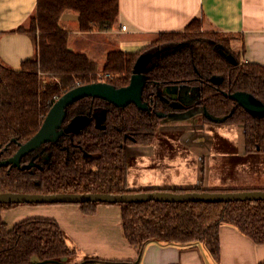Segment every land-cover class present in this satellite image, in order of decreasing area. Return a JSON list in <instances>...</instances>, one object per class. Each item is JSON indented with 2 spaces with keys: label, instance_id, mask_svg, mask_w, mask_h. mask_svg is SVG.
<instances>
[{
  "label": "trees",
  "instance_id": "1",
  "mask_svg": "<svg viewBox=\"0 0 264 264\" xmlns=\"http://www.w3.org/2000/svg\"><path fill=\"white\" fill-rule=\"evenodd\" d=\"M67 10L79 14L81 32H112L120 15V0H38L30 27L16 32L27 34L37 53L24 60L19 70L7 68L0 60V161L11 158L18 143H26L40 130L55 101L70 89L98 83V65L86 54L74 53L68 46L70 32L60 26ZM203 20H193L185 31L161 33L137 52L113 51L103 70L113 75L106 82L127 87L134 66L144 53H158L148 65V79L142 100L149 109L132 103L121 108L103 99L85 97L67 109L63 127L78 114L99 108L106 122L95 121L81 133H70L54 143H45L29 153L36 166H0V193H108L132 194L154 189H128L129 160L126 146L155 141L162 113L188 111L174 99L162 95V87L183 84L197 87L204 112L215 122L245 127L247 153L264 154V114L247 111L232 93H249L264 104V65L244 62L240 51L232 48L233 34L203 30ZM50 77L46 82L45 78ZM56 79L52 81V79ZM225 94H228L225 95ZM161 113V114H160ZM220 189L210 191H244ZM172 192H205L201 188ZM44 204V203H43ZM0 203V264L55 262L71 264L79 250L59 222L32 217L9 226L4 210L19 205ZM102 203L78 204L85 215L94 214ZM109 204V203H104ZM57 205V204H49ZM122 207L123 234L129 244L140 248L148 242L175 246L202 244L212 259L221 264L220 228L229 224L256 244L264 245V201L115 204ZM86 258L77 264H97Z\"/></svg>",
  "mask_w": 264,
  "mask_h": 264
},
{
  "label": "crops",
  "instance_id": "2",
  "mask_svg": "<svg viewBox=\"0 0 264 264\" xmlns=\"http://www.w3.org/2000/svg\"><path fill=\"white\" fill-rule=\"evenodd\" d=\"M37 1L0 0V60L7 68L19 70L24 60L37 53L32 39L16 32L36 16ZM78 19V13L67 10L60 26L70 31L67 26L74 24L80 37L79 42L73 40L74 33L70 31V49L85 53L96 62L86 50V39L118 35L119 39L110 40L112 45L100 56L103 64L107 53L114 49L137 52L161 33L185 31L193 20H203L208 28L236 36L232 48L242 53L244 62L264 65V0H120L121 30L117 31L114 26L112 32L105 33L81 32ZM124 27L127 29L123 30ZM95 44L99 46L98 42ZM165 93L178 104L193 107L186 112H174L161 123V134L157 137L160 134L162 139L156 138L160 139V146L146 150L136 146L127 148L130 189L264 191V154L247 153L245 127L205 118L204 108L196 105L200 100L197 87L173 85ZM214 127H219L217 133L224 139L219 146L217 143L214 146L208 137L211 136L208 131ZM174 139L184 145L167 148ZM131 158L134 163L137 160L136 167L130 166ZM213 170L220 174L209 178ZM235 175L241 177L233 178ZM2 217L9 226L32 217L59 222L79 250L71 264L89 257L92 262L99 261L97 264H218L202 244L175 246L148 242L141 248L132 246L123 234L120 205L102 203L94 214L88 215L74 203L19 205L4 210ZM220 246L221 264H264V245L256 244L229 224L220 228Z\"/></svg>",
  "mask_w": 264,
  "mask_h": 264
},
{
  "label": "water",
  "instance_id": "3",
  "mask_svg": "<svg viewBox=\"0 0 264 264\" xmlns=\"http://www.w3.org/2000/svg\"><path fill=\"white\" fill-rule=\"evenodd\" d=\"M158 53H144L137 60L134 66V74L128 87L118 88L103 81L99 83L84 84L70 89L67 93L55 101L40 130L35 136L24 144H20V149L12 158L1 161L0 166L21 167V161L27 154L41 148L45 143H54L64 135L70 133L79 134L90 124L88 116H77L72 119L70 124L62 127L66 120L67 109L76 101L85 97L93 99H103L118 107H127L129 104H136L141 110L148 108L147 103H143L142 95L147 81L146 69ZM228 96V94H225ZM235 98L247 111L256 115L264 114V104L249 93L236 92L229 95ZM161 114V113H160ZM166 115V114H161ZM34 165L31 162L27 167ZM147 201L168 202V203H191V202H210V203H234L236 201H264L263 190H244V191H209L188 193L161 191L134 192L132 194H108V193H57V194H37V193H0V203L2 204H82L87 202L109 203V204H132L146 203ZM47 262V261H45ZM45 262H35L32 264H45Z\"/></svg>",
  "mask_w": 264,
  "mask_h": 264
},
{
  "label": "rangeland",
  "instance_id": "4",
  "mask_svg": "<svg viewBox=\"0 0 264 264\" xmlns=\"http://www.w3.org/2000/svg\"><path fill=\"white\" fill-rule=\"evenodd\" d=\"M67 12V11H66ZM72 21H73V19H72ZM30 24H31V21L29 22V23H27V25L25 26L26 28H28V27H30ZM202 24H203V30L205 31V32H209V33H214V31L215 30H213V29H211L210 27L208 28L207 26V24L205 23V21H203L202 22ZM68 27V29H70V31L71 32H73L74 34H73V37H72V39L73 40H75V41H77V42H79L78 41V39H79V35H77L76 34V27L74 26V24H72V25H68L67 26ZM115 28H116V30L117 31H120L121 30V26L119 25V23L117 22V24L115 25ZM69 31V32H70ZM99 32V31H98ZM103 33V32H102ZM105 36V35H104ZM104 36H102L101 38H88V39H86V46H87V48H86V50H87V52L90 54V56L93 58V59H97V61L98 62H96L95 61V63L98 65V71L100 72L99 73V75H98V77L100 78L102 75H105V74H110L109 72H106V71H104L103 70V66L106 64V62H107V60H106V62L103 64V62L102 61H100V56H102L103 57V54L105 53V51H106V49L107 48H109L112 44L110 43L111 41L112 42H115V39L116 38H118L119 39V37H118V35H112V36H110V35H108L107 36V39H103L104 38ZM70 37H71V34H70ZM70 37L68 38V46H69V39H70ZM109 40V41H108ZM111 40V41H110ZM108 41V42H107ZM98 42V44H99V46L97 47L96 46V44L95 43H97ZM101 43L103 44V45H101ZM105 48V49H103V48ZM69 48H70V46H69ZM73 51V50H72ZM113 51H119V49H114ZM113 51H110V52H108L107 53V55L109 54V53H111V52H113ZM121 51V50H120ZM74 53H77V54H83V53H78V52H76V51H73ZM123 52V51H122ZM85 54V53H84ZM88 56V55H87ZM89 57V56H88ZM108 58V57H107ZM91 59V58H90ZM92 60V59H91ZM94 61V60H93ZM113 76V75H112ZM54 80H56L55 78L54 79H52V81H54ZM45 81L46 82H49L50 81V77H46L45 78ZM98 116H99V125H101L103 122H104V118H105V116H104V114L103 113H99L98 114ZM227 124H229V123H227ZM230 125H233V124H230ZM210 127V126H209ZM217 128V129H216ZM209 130H210V128H208ZM219 129V127H214V128H211V131H208V132H210L211 133V136H208L210 139H212L211 141L213 142V145L215 144L216 145V143H217V146H219L220 144H223V142H224V139H222L223 137H221V135L220 134H218L217 133V130ZM219 131V130H218ZM158 133H160L161 134V131H160V129H159V132ZM159 134V136H160V139H162L161 138V135ZM158 135V134H157ZM159 136L158 137H156V138H159ZM160 139H155V141L153 142V143H151V144H145V145H135L136 146V148H138V149H143V150H146V149H149L150 147H154V145L155 146H160V142H159V140ZM162 145V144H161ZM181 145H184V144H181ZM180 145V143L178 142V140H172V141H170L169 143H168V146H167V148H174V147H178V146H181ZM214 145V146H215ZM216 149V148H215ZM241 164H243V161H241ZM136 165H137V160H136V163H134V160L131 158L130 159V166L131 167H136ZM128 172H129V170H128ZM218 174H220L219 172H216L215 170H213V173L212 174H208L209 175V178H211V176L213 177V178H216L217 177V175ZM244 176V175H243ZM242 176V177H243ZM240 178L241 176L240 175H235L233 178ZM212 180V179H211ZM128 189H130L129 188V184H128ZM201 189H203L204 190V188H201ZM131 190V189H130Z\"/></svg>",
  "mask_w": 264,
  "mask_h": 264
},
{
  "label": "flooded vegetation",
  "instance_id": "5",
  "mask_svg": "<svg viewBox=\"0 0 264 264\" xmlns=\"http://www.w3.org/2000/svg\"><path fill=\"white\" fill-rule=\"evenodd\" d=\"M147 79H148V75H147ZM147 82V81H146ZM173 85H180V84H173ZM173 85H168V86H165V87H162L161 89H160V92H161V94L162 95H164V96H166L167 98H169L167 95H166V93H165V89L167 88V87H169V86H173ZM128 87V86H127ZM146 87V86H145ZM145 89V88H144ZM144 92V91H143ZM143 96V95H142ZM170 99V98H169ZM201 99V98H200ZM173 100V99H172ZM174 101V105L175 106H178V107H187V106H182V105H180V104H178L177 102H176V100H173ZM200 101V100H199ZM145 101H143V103H144ZM145 103H147V105H148V108L146 109V110H148L149 109V104H148V102H145ZM130 105V104H129ZM197 105V104H196ZM197 106H199V105H197ZM128 107V106H127ZM193 106H191V108H192ZM202 107V106H201ZM122 108V107H121ZM124 108H126V107H124ZM190 108V109H191ZM204 108V107H203ZM189 110V109H188ZM183 112H186V111H183ZM99 113H103L104 114V116H105V110L103 109V108H99V109H96V110H94V111H91V112H89V113H87V114H78V115H76V116H74V118H76L77 116H88L91 120H90V124L93 122V121H95V123H96V125H97V127H102L104 124H105V122H106V116H105V118H104V122L101 124V125H99V116H98V114ZM176 113V112H175ZM178 113V112H177ZM205 113V112H204ZM162 114H164V113H162ZM170 114H174V113H170ZM170 114H168V115H170ZM168 115H163L164 116V118H162L161 119V122H160V126H161V123H163V121L164 120H166L167 119V116ZM73 118V119H74ZM205 118H207V119H209V120H211V118L208 116V115H206L205 114ZM212 121V120H211ZM71 122V121H70ZM70 123H68V124H66V125H69ZM89 124V125H90ZM64 125V124H63ZM160 126H159V128H160ZM63 127V126H62ZM87 127V126H86ZM64 128V127H63ZM84 130V129H83ZM82 132V131H81ZM80 132V133H81ZM20 144H23V143H18V148L20 147ZM138 145V144H137ZM130 146H135V145H130ZM130 146H126V152H127V148L128 147H130ZM20 149V148H19ZM39 150V149H38ZM37 151V150H36ZM17 153V152H16ZM15 153V154H16ZM14 154V155H15ZM13 155V156H14ZM28 155V154H27ZM12 158V157H11ZM25 158V157H24ZM23 158V159H24ZM10 159V158H9ZM23 159H22V161H21V167H18V168H23V169H27V168H29V167H27L28 165H30L31 164V162H33V160H31L29 163H27V164H25V163H23ZM6 160H8V159H6ZM1 161H5V160H1ZM0 161V162H1ZM36 166V164H35V162H34V165L33 166H31L30 168H32V167H35Z\"/></svg>",
  "mask_w": 264,
  "mask_h": 264
},
{
  "label": "built area",
  "instance_id": "6",
  "mask_svg": "<svg viewBox=\"0 0 264 264\" xmlns=\"http://www.w3.org/2000/svg\"><path fill=\"white\" fill-rule=\"evenodd\" d=\"M126 29H127L126 27L123 28V30H126ZM111 77H112L111 74H105V75H102V76L100 77V81H104V82H106V80L109 79V78H111Z\"/></svg>",
  "mask_w": 264,
  "mask_h": 264
},
{
  "label": "bare ground",
  "instance_id": "7",
  "mask_svg": "<svg viewBox=\"0 0 264 264\" xmlns=\"http://www.w3.org/2000/svg\"><path fill=\"white\" fill-rule=\"evenodd\" d=\"M100 81V80H99ZM104 82V81H103ZM99 83V82H98Z\"/></svg>",
  "mask_w": 264,
  "mask_h": 264
}]
</instances>
